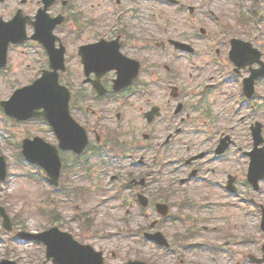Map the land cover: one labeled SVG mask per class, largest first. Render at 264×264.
Listing matches in <instances>:
<instances>
[{
	"label": "rangeland",
	"instance_id": "rangeland-1",
	"mask_svg": "<svg viewBox=\"0 0 264 264\" xmlns=\"http://www.w3.org/2000/svg\"><path fill=\"white\" fill-rule=\"evenodd\" d=\"M70 1L75 7L69 6ZM70 1L67 8H64L60 0L52 7V14L70 11L73 14H84L83 19L87 23L90 20H96L95 22L90 21L93 25L88 33L92 35L112 34L114 28L122 26L121 22H115L116 15L107 0ZM160 1L163 2V0H144L145 15L142 22L138 23V20H135L129 12L128 22L131 24L137 22L135 26H132L133 28L142 24L141 30L144 31L145 39L150 42L165 40L159 42L160 44L165 43L167 36L194 38L190 41L194 43L192 45L196 48V53L189 60L185 56L177 57V53H175L176 56L172 54L170 58L169 55L174 49L168 48L166 54L160 48L154 47L149 50L150 66H153V72L157 77H163L166 82L173 81L184 88L183 101L188 103V109L183 113H190V117L183 124L179 122V119L174 122V118L167 121L172 112V107L167 104L166 118L158 120L153 125L154 128H151L159 133V141L169 131L174 132L177 126L183 127L184 134H178L165 148L156 146L157 139L152 141L154 147H144L142 134L146 121L139 110L140 106H146L145 100L140 99L138 104L127 107V114L119 122L112 113L114 107L112 103L101 105L103 109L112 111L109 113L112 122L121 124L127 140H133L135 146L139 141L141 147H135L136 150L131 154L132 156L127 153V156L122 158L117 154L119 160L108 154H104L102 158H91L90 170L86 175L81 166L82 161L78 160L75 163L73 156L68 157L70 160L68 162L73 163L75 167L70 168L68 174L65 175L69 180L66 188L70 189L74 186V190L77 191L75 185L88 187L84 193L85 196L80 194L77 198L80 203L78 207L80 213L90 210L92 229L85 231L80 223L81 217L76 215V197L74 196L71 200L73 196H64L61 192L53 190V187L50 188L43 171L22 160L19 155L21 140L25 136L39 135L47 141L56 142V137L48 124L42 120L18 123L0 110V154L5 155L9 163L8 178L0 182V204L6 206L9 214L16 217L17 221H15L14 231L10 232L3 227L0 215V259L11 258L21 264H38L45 258L44 244L25 242L20 239L17 232L18 230L41 231L56 224L62 229L73 231L78 238L84 237L86 243L103 250L106 253V264H126L129 258L147 259V262L151 261L154 264H184L181 263L182 261H176L174 254L161 252L156 244L149 243L143 238V225L147 220L149 223L154 219L156 214H152V209H150L144 215L139 203L134 201V191L125 186L132 175L134 177L147 175L146 177L150 180L147 187L150 198L158 196L162 188H173L177 192L176 199L187 198L194 201L198 207L185 209L183 212L202 221L199 223L201 232L194 233L196 237L191 239L192 242L220 241L224 244L223 242L229 238H221L223 230L231 234L229 246H240V248L246 246V250H250L254 248L253 246H261L264 242V233L260 228L261 216L257 205L258 202L264 203V182L259 191H255L250 184H247L245 177L247 158L237 156L238 149L250 150L253 146L251 123L259 120L264 125V80L256 86L258 95L256 94L253 99L251 103L253 105L241 103L237 111L236 104H238V99L242 98L239 78L231 74L230 77L224 76L226 74L224 69H218L213 62L214 48L210 43V38H215L221 33L222 26L224 31L227 30L224 24L232 27L231 32L234 35L237 32L240 38L250 39V27L239 25L237 19V12L240 11L241 6L236 5V0H188L198 9L199 14L195 19L193 17L196 13L190 18L180 7L177 8L174 5L168 7L162 5ZM251 3L252 0H244L246 9H251ZM41 5V0H27L23 4V9L27 14L34 15ZM19 6H22L20 0H8L7 3L0 5V12L5 14V18H9ZM210 10L213 16L207 19L204 13ZM254 10L258 13L260 28L255 32L258 36L257 45L260 47L261 42L264 57V0H261V5L256 6ZM194 21L198 23L197 26L201 25L207 29L205 37H201L199 28L193 30ZM71 24L73 23L69 22L67 27L63 25L57 30V33L66 40L68 48L67 62L70 75L63 77L64 82L67 79L77 78L80 70L76 54L80 41L75 33L74 25L72 27ZM29 31L31 32V26H29ZM219 46L225 52L224 41H221ZM165 63L175 66L178 69L177 74L173 70L167 71ZM47 67L48 59L43 49L37 44L28 42L23 46L12 47L9 54V66L0 71V98H8L16 86L27 83ZM156 76L150 74L152 88L156 86L154 83ZM206 84L213 85L204 91ZM167 98L163 100V94L155 95L150 98V104L156 101L162 104L167 102ZM132 120L134 124L130 126ZM226 123L230 124L229 127ZM151 128L148 127V129ZM221 131L224 132L223 135L229 134L234 144L224 157L215 161L212 150L214 151L217 145L213 143L218 142ZM202 149H206L209 153L205 159L199 161L202 169H207L209 166L214 168V174H209L212 180L224 178L226 181L227 172L237 175L239 186L237 195L230 193L228 197L220 198L223 197L220 194H225L220 187H212L210 183L205 182L186 181L182 185L181 178L188 176L191 169L183 166L180 161ZM139 158H144L146 163L138 166L136 162ZM213 199H225L228 205L213 209L205 208L204 206H212ZM39 207L42 209L40 210ZM54 208L62 212L59 220H50L44 212V210L47 212ZM204 226L206 229H203ZM188 228L189 222L183 221L165 225V230L170 233L176 230L178 233H185ZM94 231L97 233L89 236V233ZM195 253L189 251L185 255L187 258H192ZM203 256L206 260L205 264H210L213 260L214 264H223L221 255L216 258L210 254Z\"/></svg>",
	"mask_w": 264,
	"mask_h": 264
},
{
	"label": "water",
	"instance_id": "water-1",
	"mask_svg": "<svg viewBox=\"0 0 264 264\" xmlns=\"http://www.w3.org/2000/svg\"><path fill=\"white\" fill-rule=\"evenodd\" d=\"M2 40H3V38L0 39V42ZM42 94H43L42 96L44 98L49 99V97H47V95L44 94V92ZM49 101H51V100H49ZM49 150H50V152L47 153V158H49L51 161L58 159L57 149L55 147H51ZM56 234H57L56 229H53L49 232H45V233L41 234V237H44L49 242V255L53 254V251H54L55 253H57L60 256V258L63 261H67L68 264H69V262H72V264H89V262L86 261L85 259H75L72 257V255L69 252H67L63 249H60L58 246H56V242H55L57 239ZM39 235H35L34 237H38ZM54 246H56V247H54ZM73 259H75V260L73 261ZM0 264H17V262L12 261V260H3L0 262Z\"/></svg>",
	"mask_w": 264,
	"mask_h": 264
},
{
	"label": "flooded vegetation",
	"instance_id": "flooded-vegetation-1",
	"mask_svg": "<svg viewBox=\"0 0 264 264\" xmlns=\"http://www.w3.org/2000/svg\"><path fill=\"white\" fill-rule=\"evenodd\" d=\"M125 42H126V41H123V42H122V47H124ZM125 46H126V45H125ZM126 48H127V47H126ZM137 81H138V80H137ZM137 81H135V83H136ZM133 86H134V84H133L131 87H133ZM239 263H240V262H239Z\"/></svg>",
	"mask_w": 264,
	"mask_h": 264
}]
</instances>
